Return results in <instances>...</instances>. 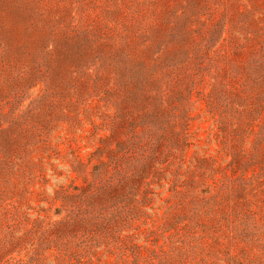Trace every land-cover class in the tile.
<instances>
[{
    "label": "rangeland",
    "instance_id": "rangeland-1",
    "mask_svg": "<svg viewBox=\"0 0 264 264\" xmlns=\"http://www.w3.org/2000/svg\"><path fill=\"white\" fill-rule=\"evenodd\" d=\"M0 264H264V0H0Z\"/></svg>",
    "mask_w": 264,
    "mask_h": 264
}]
</instances>
